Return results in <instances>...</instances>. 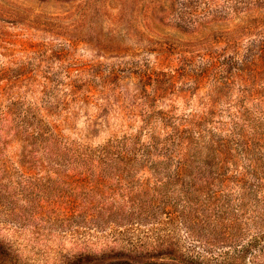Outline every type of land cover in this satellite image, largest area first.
Returning <instances> with one entry per match:
<instances>
[{
  "label": "rangeland",
  "instance_id": "374dc122",
  "mask_svg": "<svg viewBox=\"0 0 264 264\" xmlns=\"http://www.w3.org/2000/svg\"><path fill=\"white\" fill-rule=\"evenodd\" d=\"M55 135L131 161L103 182L126 220L87 237L107 261L264 264V0H0V264L25 230L21 164ZM42 219L15 264L72 247Z\"/></svg>",
  "mask_w": 264,
  "mask_h": 264
},
{
  "label": "trees",
  "instance_id": "16d2710c",
  "mask_svg": "<svg viewBox=\"0 0 264 264\" xmlns=\"http://www.w3.org/2000/svg\"><path fill=\"white\" fill-rule=\"evenodd\" d=\"M233 124L236 135L247 145L248 115L235 116ZM30 137L36 140L44 138L42 133L37 136L31 134ZM178 138L183 142L184 137ZM53 141L50 151L53 158L47 164L35 162L21 164L23 168L21 173L26 182L24 191L27 192V204L22 217V227L25 230L14 242L8 243L10 251L8 264H15L13 262L15 259L26 260V252L39 249L43 234L39 231V226L35 227L34 222L44 217L61 223L64 228H69L73 240L72 247L60 245L62 252L66 251V254L61 255L60 258L52 256L47 249L45 264H117L115 261H107L109 254L104 247L87 240V237L92 236L94 232L104 231L103 228L108 224L119 227L126 220L124 210L105 207L103 182L108 174L123 171L118 166L123 163L128 166L131 161L127 160L125 153L121 155L115 153V150L119 149V144H114L116 141L103 147L79 146L76 149L62 144L57 135L54 136ZM181 145L183 147L184 143ZM19 223L21 224L20 221ZM29 229L31 231L27 232ZM22 235L25 237L23 238ZM16 243L22 248L21 250L13 249Z\"/></svg>",
  "mask_w": 264,
  "mask_h": 264
}]
</instances>
